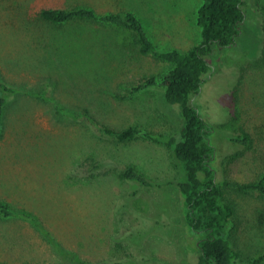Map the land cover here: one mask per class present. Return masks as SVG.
Here are the masks:
<instances>
[{"label": "rangeland", "instance_id": "374dc122", "mask_svg": "<svg viewBox=\"0 0 264 264\" xmlns=\"http://www.w3.org/2000/svg\"><path fill=\"white\" fill-rule=\"evenodd\" d=\"M202 2L0 0V82L16 89L4 107L0 133V200L11 210L35 214L82 264L120 260L127 252L146 254L151 264H182L186 238L171 224L141 246L117 250L113 240L137 223L124 210L117 214L133 185L120 177L121 170L133 164L152 180H177L182 178L180 163L162 144L143 138L118 141L100 135L91 122L175 133L182 118L180 108L163 99L160 85L131 98L118 97L143 76L160 80L170 62L141 54L130 35L123 40L112 27L89 30L79 39L78 34L65 37L63 54L58 53L60 26L43 22L38 12L45 6L75 5L97 12L130 10L157 49L183 50L200 41L196 16ZM243 8L246 19L235 45L214 52V73L191 98L214 124L212 140L224 176L240 182L255 176L264 153V0H244ZM241 129L252 137L247 147L230 143ZM226 197L237 205L235 239L251 252L258 232L252 225L262 219L264 199L232 190ZM152 201L158 212L163 210L162 220L179 211L174 185L161 192L145 188L131 204L150 213ZM68 256L63 260L29 222L0 215V264H76Z\"/></svg>", "mask_w": 264, "mask_h": 264}, {"label": "trees", "instance_id": "16d2710c", "mask_svg": "<svg viewBox=\"0 0 264 264\" xmlns=\"http://www.w3.org/2000/svg\"><path fill=\"white\" fill-rule=\"evenodd\" d=\"M243 5L244 0H203L196 16V23L200 28V41L183 50L157 49L141 20L130 10L97 12L89 5L45 6L39 10L40 20L56 27L60 26L57 31L60 36L56 38L60 45L58 53L63 54L65 37L71 38L78 34L79 39L89 30L107 31L112 27L123 40L130 35L141 54H149L171 63L160 80L154 74L143 76L127 85L126 93L118 97L131 98L160 85L163 99L170 105L180 108L182 121L177 132H153L133 125L115 129L91 121L102 136L112 137L118 141L143 138L162 144L171 150L181 165L182 178L166 181H155L146 177L133 164H128L121 170L120 177L133 185L123 194L124 200L117 205V214L124 210L134 219L136 217L137 223L122 229L114 236L117 250L141 246L149 235L154 232L164 234V228L171 224L181 229L186 238L184 245L186 258H182V264H264V211L261 213L262 219L258 220L259 224L252 225L253 230L258 232L254 235V245H250L252 251L246 252L239 247L235 239L236 202L226 197V191L232 190L241 194H257L264 199V153L259 158L252 179L243 182L227 179L224 176L223 162L220 159L218 161L216 146L212 140L214 124L206 120L191 101L214 73L212 59L214 52L232 48L236 38L241 34L246 19ZM87 25H98L103 28H90ZM262 34L264 42V25ZM37 41L40 39L37 38ZM62 56L65 57L60 55L61 58ZM15 91V88L0 82V133L4 107L8 102L9 94ZM229 140L233 146L247 147L252 137L246 130L241 129ZM166 185H174L176 188L179 211L175 214L179 216V220L174 217L175 214L165 218L168 221L162 220L163 210L158 212L153 201L151 204L155 208L150 213L139 212L131 204V200L141 194L145 188H153L161 192ZM0 215L29 222L63 260L69 259L68 254H72L76 264L83 263L76 252L67 251L41 225L35 214L24 210H11L0 200ZM84 264H151V257L143 253L135 255L127 252L120 260Z\"/></svg>", "mask_w": 264, "mask_h": 264}]
</instances>
